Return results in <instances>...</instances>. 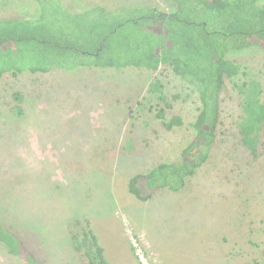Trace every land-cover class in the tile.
Segmentation results:
<instances>
[{
  "label": "rangeland",
  "instance_id": "374dc122",
  "mask_svg": "<svg viewBox=\"0 0 264 264\" xmlns=\"http://www.w3.org/2000/svg\"><path fill=\"white\" fill-rule=\"evenodd\" d=\"M64 3L73 11L135 3L170 10L164 0ZM37 11L35 0H0V18ZM228 61L209 159L182 189L158 190L147 201L129 191L130 178L179 159L196 134L199 95L179 69L100 65L3 75L0 221L40 264H82L70 231L76 218L89 221L111 264H263L264 151L251 156L237 85L259 81L264 101V49L230 53ZM155 81L170 105L158 102ZM16 92L23 115L14 109ZM0 264H21L2 243Z\"/></svg>",
  "mask_w": 264,
  "mask_h": 264
},
{
  "label": "trees",
  "instance_id": "16d2710c",
  "mask_svg": "<svg viewBox=\"0 0 264 264\" xmlns=\"http://www.w3.org/2000/svg\"><path fill=\"white\" fill-rule=\"evenodd\" d=\"M35 1L38 11L34 18H0V78L6 73L100 65L156 70L167 64L179 69L199 95L196 134L179 159L133 175L128 188L141 201L151 199L161 189H182L209 159L216 142L228 55L255 46L264 49V4L258 0H164L170 10L135 3L73 11L64 0ZM232 64L235 69L240 67ZM237 86L245 98L243 134L250 141L251 156L258 160L264 151L262 86L256 80ZM150 88L159 93L160 104L170 105L159 81ZM14 97V109L23 115L22 94L16 92ZM70 231L82 264H110L88 220L76 218ZM0 243L21 264H40L21 237L1 221Z\"/></svg>",
  "mask_w": 264,
  "mask_h": 264
},
{
  "label": "crops",
  "instance_id": "0c3cea01",
  "mask_svg": "<svg viewBox=\"0 0 264 264\" xmlns=\"http://www.w3.org/2000/svg\"><path fill=\"white\" fill-rule=\"evenodd\" d=\"M105 255H107L106 253H105ZM108 256V255H107ZM108 259V261H109V258H107ZM132 262V264H133V261H131ZM110 264H111V262H109Z\"/></svg>",
  "mask_w": 264,
  "mask_h": 264
}]
</instances>
